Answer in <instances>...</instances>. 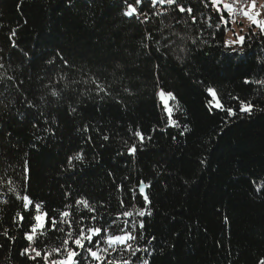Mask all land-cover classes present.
<instances>
[{
  "label": "trees",
  "instance_id": "1",
  "mask_svg": "<svg viewBox=\"0 0 264 264\" xmlns=\"http://www.w3.org/2000/svg\"><path fill=\"white\" fill-rule=\"evenodd\" d=\"M177 2L191 15L148 0L137 6L147 19L125 16L124 0H0V264L63 259L69 231L78 264L264 259V35L249 25L242 46L226 47L227 31L242 19L206 0ZM208 88L223 109L208 103ZM159 89L175 96V126ZM76 155L82 159L70 165ZM64 211L71 229L50 230ZM45 213V228L30 242L25 234ZM93 226L132 232L140 251L109 249L104 261L92 259L73 240ZM103 236L85 245L106 247ZM33 248L40 257L30 258Z\"/></svg>",
  "mask_w": 264,
  "mask_h": 264
},
{
  "label": "snow or ice",
  "instance_id": "2",
  "mask_svg": "<svg viewBox=\"0 0 264 264\" xmlns=\"http://www.w3.org/2000/svg\"><path fill=\"white\" fill-rule=\"evenodd\" d=\"M124 2L127 5L126 10L124 12L125 16L132 17V16L136 15L137 17H139L140 15H143L145 17V19H147V13L139 12L138 7H137L138 5H141L144 2V0H132V2H129V0H124ZM148 2L152 5L153 8H155L157 4H160V5L167 4L170 6L176 5V7L178 8V10L180 12L187 11V13L189 15H191V13H192L191 7L185 8L183 5L179 4L177 2V0H148ZM236 2H237V0H232V3H226V2H224V0H206L205 6H208V4L210 3V5L214 8V10L217 13H220L221 10L223 9L224 11H226L228 14L231 15V14L236 12V8L234 7ZM221 5H222V9H221ZM252 8H255L254 0H253ZM241 11H242V14L244 16H246L252 24L257 25L260 28L261 34L264 35V21L257 19V16L259 15V13L251 11V10L244 11L243 9H241ZM192 19H193V22H195V17H192ZM219 19H220L221 23H227V21L225 20L223 15H221L219 17ZM219 26L220 25L218 24L217 27H219ZM12 35L13 36L15 35V30H13ZM244 39H245L244 36H238L236 41H225V46L226 47H232L234 44H239L242 46ZM233 50H235V49H233ZM0 66H2V65H0ZM258 83L264 84V81H258ZM98 87H99V85H98ZM100 90L104 91L103 88H100ZM207 91L210 94V96L212 97V99L208 103L210 105L214 104V106L216 108L223 109V105L220 103V100L217 96L216 91L212 88H208ZM52 95H58V93H56L54 91L52 93ZM157 95H158L159 99L163 102L164 110L168 113L169 124L172 126H175L176 121L171 119L173 108L169 105V100H175V96L171 92L165 93L164 90H162V89L157 93ZM240 111L250 113L252 111V105L250 103H244L243 101H241ZM227 112H228L229 116H233L236 114L231 108L227 109ZM86 130L87 129H85V131ZM134 135L139 137L140 140L143 141L144 137L139 130H137L134 133ZM104 138L107 139V137H104ZM135 151H136L135 146H133L132 148L129 149L130 153H134ZM73 159L80 160V159H82V156L76 155L74 157H70L69 158V164L70 165H71V162ZM141 184L143 185V182H141ZM10 190L14 191L13 189H10ZM260 190L261 189L258 186L257 191H260ZM140 192L141 193L144 192L143 186L140 187ZM22 199L24 201V208L28 209L29 205L32 203L30 198L27 195H25L22 197ZM144 199H145V201H147L148 200L147 196H144ZM76 203L77 204H83L84 207L87 208L89 212L95 211L88 204V202L86 200H79ZM34 207H35L36 212L39 213L40 209H41V205L35 204ZM136 214L141 216V217L146 215V214L151 215L150 212H146L145 210H138ZM17 215H20V214L18 213ZM70 215H71V213L68 211L62 212L60 214V216H61L60 221H57V219L55 217H52L50 230H59V231L63 232L64 231L63 228L57 229L58 223H66L68 225L69 229H71V227H72L71 220H65L64 219L65 217H69ZM123 215L130 217L133 215V213L126 211L123 213ZM46 216H47L46 213L43 215H41V214L35 215V217H34L35 224H33L31 226V229H30L32 234H28V233L25 234L26 239H28L30 242L34 240L35 234L37 233L38 230H43L45 228ZM91 219L95 220L96 217L93 216V217H91ZM82 220H83V218H81V221ZM132 227L135 228L136 225L133 224ZM139 227L141 229H143V227H144L143 221H140ZM102 232L104 233L103 242H104V244L107 245L106 247L101 248L99 246V244H100L99 240L96 241L95 250L93 249L92 246H86L85 245V241L88 242V245H92L93 237H100ZM121 233H122L121 235H111V234L107 233V229H102L101 227L93 226V227H88L86 230H85V228L81 227L80 232H79V236L73 240V243L77 248L83 249L84 252L87 253V256H90L92 259H94L96 261H104L106 259V256L109 254V249H111L112 252H116L117 250H119L121 252L129 251V252H131L132 255H135L137 251H140V249L138 247L134 248L133 244L130 243L131 241L136 240V236L133 235L132 232H128V231H125L124 229H121ZM4 234L7 235V231H5ZM40 234L43 235L45 233L43 231H41ZM69 239H72L71 231L68 232V239H65L63 241L64 248L66 250L65 258L59 259V260H54L51 262V264H78V261H76L74 258L77 257L78 255H80V253L71 249V248H68ZM118 246H122V247H119V249H118ZM146 250L147 249H145V251ZM27 251H28V249H25V252H27ZM32 251L35 252V256L30 257V258L35 259L36 257L41 256V251L36 250L34 248L32 249ZM52 251L55 252L57 255H59L61 250L60 249H52ZM49 255H51V253L44 255L43 259L45 261H47L49 258ZM87 256L85 257V259H87ZM107 264H118V262L114 261V260H108ZM122 264H130V261L129 260H122ZM143 264H148V261L145 260L143 262ZM259 264H264V259H261L259 261Z\"/></svg>",
  "mask_w": 264,
  "mask_h": 264
},
{
  "label": "rangeland",
  "instance_id": "3",
  "mask_svg": "<svg viewBox=\"0 0 264 264\" xmlns=\"http://www.w3.org/2000/svg\"><path fill=\"white\" fill-rule=\"evenodd\" d=\"M253 2V0H251ZM262 3L263 7H264V4H263V1L262 0H258ZM224 2H226V0H224ZM227 3V2H226ZM254 3H255V0H254ZM262 8V7H261ZM263 9H261L259 11V15L258 16H262L263 15V12H262ZM257 11V10H256ZM245 17V18H244ZM242 18H244L242 21H241V24L240 25H237L235 23H232V29L228 30L227 31V34L225 36V41H236L237 40V37L238 36H243V33L241 30H244V28L246 27V25H251L252 23L249 21L248 18H246V16H244ZM233 19V18H232ZM258 19V18H257ZM234 20V19H233ZM241 20V19H239ZM237 20V21H239ZM235 45V44H234ZM239 45V44H237ZM160 91V89H159ZM158 91V92H159ZM160 100V99H159ZM160 103L164 109V106H163V102L160 100Z\"/></svg>",
  "mask_w": 264,
  "mask_h": 264
},
{
  "label": "crops",
  "instance_id": "4",
  "mask_svg": "<svg viewBox=\"0 0 264 264\" xmlns=\"http://www.w3.org/2000/svg\"><path fill=\"white\" fill-rule=\"evenodd\" d=\"M227 2V1H226ZM228 3V2H227ZM252 4H253V2L251 1V0H248V2L246 3V5L244 6V8H243V10L244 11H249V10H251V11H254V12H258L259 13V11L261 10V9H263L262 10V12H263V15L262 16H257V18H258V20H261V21H264V7H263V5H262V3L260 2V1H258V0H255V8H252ZM262 7V8H261ZM221 9H222V5H221ZM223 10V9H222ZM257 10V11H256ZM243 17H244V15H243ZM245 18V17H244ZM244 18H242V20L244 19ZM247 18V17H246ZM241 20V21H242ZM251 25H255V24H251ZM247 26H249V25H246V27ZM256 27H258L257 25H255ZM259 28V27H258Z\"/></svg>",
  "mask_w": 264,
  "mask_h": 264
},
{
  "label": "built area",
  "instance_id": "5",
  "mask_svg": "<svg viewBox=\"0 0 264 264\" xmlns=\"http://www.w3.org/2000/svg\"><path fill=\"white\" fill-rule=\"evenodd\" d=\"M226 1L228 3H232V0H226ZM241 1L242 0H237V2L234 5V7L236 8V12L234 14H236L237 18L240 17ZM140 16L142 17V15Z\"/></svg>",
  "mask_w": 264,
  "mask_h": 264
},
{
  "label": "bare ground",
  "instance_id": "6",
  "mask_svg": "<svg viewBox=\"0 0 264 264\" xmlns=\"http://www.w3.org/2000/svg\"><path fill=\"white\" fill-rule=\"evenodd\" d=\"M262 1H263V4H264V0H262ZM247 2H248V0H242V1H241V9L244 8V6L246 5ZM241 9H240V17L237 18L236 14H234V13L231 14V17H232L234 20L242 19L243 14H242Z\"/></svg>",
  "mask_w": 264,
  "mask_h": 264
},
{
  "label": "water",
  "instance_id": "7",
  "mask_svg": "<svg viewBox=\"0 0 264 264\" xmlns=\"http://www.w3.org/2000/svg\"><path fill=\"white\" fill-rule=\"evenodd\" d=\"M141 186L144 187V192L143 193L140 192V187ZM138 193H139L140 196H145L146 195V186L144 184L143 185L142 184L139 185V187H138Z\"/></svg>",
  "mask_w": 264,
  "mask_h": 264
}]
</instances>
